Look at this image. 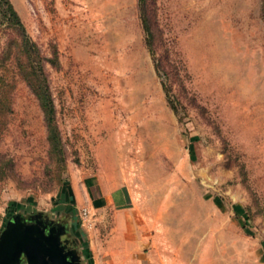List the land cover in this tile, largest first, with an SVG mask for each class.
Here are the masks:
<instances>
[{"label": "rangeland", "instance_id": "rangeland-1", "mask_svg": "<svg viewBox=\"0 0 264 264\" xmlns=\"http://www.w3.org/2000/svg\"><path fill=\"white\" fill-rule=\"evenodd\" d=\"M11 2L44 57L64 154L0 9V237L42 214L86 264H124L121 237L138 264H264V0H154L180 73L170 94L139 0Z\"/></svg>", "mask_w": 264, "mask_h": 264}, {"label": "trees", "instance_id": "trees-1", "mask_svg": "<svg viewBox=\"0 0 264 264\" xmlns=\"http://www.w3.org/2000/svg\"><path fill=\"white\" fill-rule=\"evenodd\" d=\"M0 9L8 27L18 38V53L25 55L19 70L32 89L44 111L49 131V141L56 154L63 156L61 136L55 121L56 108L49 80L44 72V57L39 46L30 38L26 26L11 0H0ZM140 17L146 35V46L150 51L157 74L162 78L164 88L170 94L174 82L180 79L178 66L172 61L171 44L165 37L156 13L154 0H139ZM3 93V89L0 88Z\"/></svg>", "mask_w": 264, "mask_h": 264}, {"label": "water", "instance_id": "water-1", "mask_svg": "<svg viewBox=\"0 0 264 264\" xmlns=\"http://www.w3.org/2000/svg\"><path fill=\"white\" fill-rule=\"evenodd\" d=\"M42 214L32 217H14L0 237V264H77L81 260L78 250H66L61 245L66 224L58 234L48 227L28 224L26 220L40 219Z\"/></svg>", "mask_w": 264, "mask_h": 264}, {"label": "flooded vegetation", "instance_id": "flooded-vegetation-1", "mask_svg": "<svg viewBox=\"0 0 264 264\" xmlns=\"http://www.w3.org/2000/svg\"><path fill=\"white\" fill-rule=\"evenodd\" d=\"M32 217V216H30ZM28 224H35L38 225V227H48L49 230H51L53 233L58 234V232L61 230V225L64 224V222L60 220H53L49 219L45 215H41L40 219H33V220H26ZM61 245L66 247V250H78V253L81 256V260L77 262V264H85V260L83 257V254L80 251V244L78 240L72 236L71 231L69 228H67L66 233L62 234L61 238ZM22 264H26L25 262V256L24 254L21 257Z\"/></svg>", "mask_w": 264, "mask_h": 264}, {"label": "crops", "instance_id": "crops-1", "mask_svg": "<svg viewBox=\"0 0 264 264\" xmlns=\"http://www.w3.org/2000/svg\"><path fill=\"white\" fill-rule=\"evenodd\" d=\"M125 197L126 195L124 193L121 194L117 192H113L110 195L111 200H113L114 203L120 204L121 206H124L126 204L127 199H125ZM101 202L103 201L99 200L97 204H100ZM121 242H123V244L121 245V251L119 253H115L113 257L121 259L124 264H138L137 259L139 258V256H135L134 250L135 242H132L131 240H127L125 238L123 239V237H121Z\"/></svg>", "mask_w": 264, "mask_h": 264}]
</instances>
